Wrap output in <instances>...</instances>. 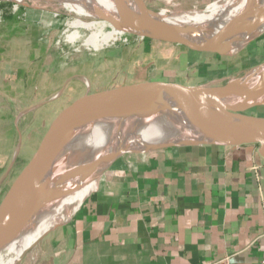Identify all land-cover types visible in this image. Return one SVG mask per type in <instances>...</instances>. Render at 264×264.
<instances>
[{
  "label": "crops",
  "instance_id": "obj_1",
  "mask_svg": "<svg viewBox=\"0 0 264 264\" xmlns=\"http://www.w3.org/2000/svg\"><path fill=\"white\" fill-rule=\"evenodd\" d=\"M3 18L0 90L9 87L0 98L14 93L20 103L45 104L41 71L28 68L36 58L23 39L27 33L15 31L25 19ZM54 82L55 93H63L67 81ZM181 143L157 140L117 156L69 219L42 237L35 264H264V157L257 145L198 143L148 152Z\"/></svg>",
  "mask_w": 264,
  "mask_h": 264
},
{
  "label": "rangeland",
  "instance_id": "obj_2",
  "mask_svg": "<svg viewBox=\"0 0 264 264\" xmlns=\"http://www.w3.org/2000/svg\"><path fill=\"white\" fill-rule=\"evenodd\" d=\"M145 1L152 9L156 11L164 9L166 13L193 10L208 12L209 5H216L218 9L229 2L228 0ZM40 5L41 3L38 5L31 0H23L19 3L0 0V22L5 19L3 16L12 13L25 19L24 27L16 28L15 31L19 35L23 32L27 33L23 39L30 49L28 52L36 58L35 62L33 60L34 66L28 65V68L35 67L41 71L43 93H40V98L45 101V104L34 105L27 98L20 103L19 97L14 93H5V97L0 98L1 191L31 155L52 117L68 102L85 92L87 89L85 85H89L88 90H92L141 76L216 86L234 77H240L247 70L264 63V30L246 41L238 50L224 54L189 50L178 45L156 44L127 32H123L116 40L105 42L101 41L102 35H99L98 45L94 48L85 44L84 40L92 29L73 23L77 18L85 22L91 19L101 21V19L95 16L76 15L68 7L57 6L56 3L54 4L56 9L51 5ZM7 30L6 27L0 28L3 33ZM108 30V26L103 28V32ZM70 34L73 35L72 39L67 37ZM20 66L24 69L26 64L23 62ZM56 79L60 86L67 81L63 93H55L57 91L53 88ZM8 87L9 85H3L2 90ZM51 90H54L53 93H48ZM261 110H264V104L253 106L244 112L254 114ZM153 142L151 140L128 151H135L140 147L146 148ZM97 182L98 179L94 186ZM70 216L57 222L63 223ZM61 223L53 225L48 231ZM42 237L25 251L18 264H35V254Z\"/></svg>",
  "mask_w": 264,
  "mask_h": 264
},
{
  "label": "water",
  "instance_id": "obj_3",
  "mask_svg": "<svg viewBox=\"0 0 264 264\" xmlns=\"http://www.w3.org/2000/svg\"><path fill=\"white\" fill-rule=\"evenodd\" d=\"M123 1L133 5L135 11L124 13L118 20H113L104 12L95 9V17L138 38L180 45L190 50L227 53L230 50L228 45L248 26L264 24V15L241 17L238 13L220 26L208 23L193 26L190 31L186 27L162 30L163 21L159 12L152 9L145 0ZM250 1L253 0H247ZM208 40H218L220 44L209 47L205 43ZM224 44L226 48L222 47ZM259 67L264 68V63ZM241 77L243 75L216 86L180 83L156 77L131 79L87 90L68 102L54 115L31 155L0 192V238L6 236L11 227L49 189L50 182L46 181V176L56 150L77 131L95 121L114 122L115 131L118 133L139 122L141 113L164 115L173 120V127L185 129L194 136L210 138L218 145L254 143L264 157V116L244 112L264 103V83L250 91H225L230 82ZM116 96H123L125 100L120 107L110 111L111 102ZM251 120H258L260 125L249 123ZM182 145L199 144H164L148 152ZM115 160L116 156L93 165L73 177L71 184H76L94 172H104Z\"/></svg>",
  "mask_w": 264,
  "mask_h": 264
},
{
  "label": "bare ground",
  "instance_id": "obj_4",
  "mask_svg": "<svg viewBox=\"0 0 264 264\" xmlns=\"http://www.w3.org/2000/svg\"><path fill=\"white\" fill-rule=\"evenodd\" d=\"M17 3L23 0H12ZM33 3H41L40 6H66L76 15L95 16L94 10L104 12L113 20H118L124 13H132L135 7L125 4L123 0H31ZM56 1V2H55ZM225 6L209 5L208 12L193 10L190 12L172 11L166 13L164 9L159 10L162 19V30L166 28H188L193 26L214 23L222 25L235 15L240 13L241 17L264 15V0H228ZM226 2V1H225ZM220 4V3H219ZM222 4V3H221ZM195 5V4H194ZM223 5V4H222ZM197 6V5H196ZM198 7V6H197ZM218 7V4H217ZM75 18V17H74ZM76 19V18H75ZM71 22V21H70ZM92 29L86 37L85 44L96 48L98 36L101 41L116 40L123 31L114 27L104 20L83 21L77 18L74 23ZM108 26L109 30L103 32V28ZM264 30V24L250 25L243 30L241 35L235 38L227 53H232L239 49L246 41L257 36ZM67 36V35H66ZM72 39L73 35L67 36ZM225 37V36H223ZM209 47L219 45L218 40H208L205 42ZM101 46V45H100ZM226 48L224 44L222 46ZM264 83V68L254 67L247 70L243 77L230 82L225 91H235L244 89L250 91L254 87ZM123 96H116L111 102L110 111L120 107L124 102ZM139 122L128 126L120 132L115 131V123L112 121H95L85 128L77 131L71 138L67 139L63 146L56 150L52 159L46 181L50 182L49 189L44 192L22 218L11 227L6 236L0 238V264H18L30 245L53 225L74 212L80 202L94 187L95 181L102 172H94L72 185L71 180L76 175L90 169L93 165L119 156L122 153L142 145L149 141L168 140L176 141L182 138L185 143H215L210 138L194 136L185 129L180 130L173 127L169 117L156 115L153 113H141ZM254 125H260L258 120L248 121ZM263 126V125H262ZM92 177V178H91ZM67 206V207H66ZM31 237V238H29Z\"/></svg>",
  "mask_w": 264,
  "mask_h": 264
},
{
  "label": "built area",
  "instance_id": "obj_5",
  "mask_svg": "<svg viewBox=\"0 0 264 264\" xmlns=\"http://www.w3.org/2000/svg\"><path fill=\"white\" fill-rule=\"evenodd\" d=\"M220 264H229V263L227 262V259H223V261H221Z\"/></svg>",
  "mask_w": 264,
  "mask_h": 264
}]
</instances>
